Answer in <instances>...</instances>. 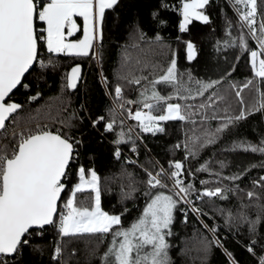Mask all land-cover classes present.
I'll return each instance as SVG.
<instances>
[{
    "label": "snow or ice",
    "instance_id": "1",
    "mask_svg": "<svg viewBox=\"0 0 264 264\" xmlns=\"http://www.w3.org/2000/svg\"><path fill=\"white\" fill-rule=\"evenodd\" d=\"M117 3L118 0H0V130H3V140H8V143L0 142V264H15V261H9L7 257L15 256L34 237L43 238L49 227L55 229L58 237L53 242L51 253V260L57 264L63 255L62 239L82 234L111 237L100 257L101 264H171L167 237L172 235L175 210L179 208L184 216L183 222L186 223L188 213L181 207L182 204L192 213L203 215L202 209L193 203V197L197 200L205 196L226 198L227 192L242 191L235 185L208 187V181L205 180L200 181L201 188L197 189L191 179H185V173L188 176H194L195 173L190 168H185L182 160H169L167 169L163 165H159L155 173L144 169L147 176L143 182L146 185V202L139 216L125 227L121 221L122 214H110L102 209L101 178L95 168H86L80 163L79 145L83 141L70 134L73 126L71 119L66 124L61 121L69 132H65L63 128L53 131L47 125L37 123L34 128L14 127L9 133L6 122L12 120L16 124L12 117L23 107L14 102L10 94L19 85L25 89L31 87L30 84L23 83L26 73L37 65L41 70L55 67L54 58L61 54L71 57L91 55L99 64L102 58L100 47L106 10H114ZM209 3L210 0H179L176 5L162 2L161 7L175 8L179 13V31L185 33L194 20L205 24L211 22L206 14ZM261 3L264 0H231V6L238 17L235 25L238 34L232 35L229 31L225 39L217 41V44L237 47L244 53L252 78L230 85L237 89L235 97L241 105L237 115L229 114L230 105L225 104L221 110L224 115L214 112L210 117L206 114L200 116L202 121L213 119L218 124L214 129L202 128L199 135L195 134V127L192 135L186 134L183 143L185 160L195 158L201 149L214 144L220 134L235 122L246 118L252 112L264 111V91H261L259 83L255 84L257 95L252 97L250 103L246 104L242 96V91L254 85L255 81L264 83V12L260 11ZM157 15L156 12L153 13L154 18ZM78 20H82V27L77 23ZM166 23L165 20L160 21L161 25ZM226 24L229 29L233 27L230 20H226ZM81 32L80 38L70 39L74 33L79 35ZM134 35L138 40L144 39V33L140 30ZM153 39L162 42L164 38L157 33ZM249 40L255 42V47L250 46ZM183 44L184 58L189 63L194 62L199 54L196 44L192 40L184 41ZM41 48L46 51L47 60L41 58ZM236 59L240 57L236 56ZM185 74L189 81L193 79L190 70L186 73L179 72L176 55L173 53L166 69L148 82L139 92L137 100L125 99L124 85L119 81L140 85L142 79L148 78H117L114 95L108 92L113 99L111 106L106 109L107 122L105 116H98L91 121L93 127L104 123L106 132L120 129L116 132V139L111 141L115 149L113 155L117 159L121 156V143H130L131 151L137 152L136 142L142 140V136L135 131L136 127L141 133L155 134L165 131L164 122L193 120L196 114L193 105L169 102L173 94L182 100L186 99L181 95L184 84L182 77ZM81 77V64L75 63L62 77L65 81L64 87L76 89ZM223 79L222 76L220 80ZM220 80L207 83L197 81L200 89L196 95H202L205 89L219 84ZM101 82L107 88V77L102 74ZM157 85L171 86L173 93L168 96L161 95L156 90ZM39 96L40 92H36L28 99L35 100ZM224 99L223 96L214 94V98L210 97L208 103L200 104L197 111L209 105L216 108V101ZM133 105L136 106L135 111L131 110ZM126 119L135 120L137 124L126 125ZM174 147L179 148L181 145L177 143ZM233 147L264 154V138L259 144L234 142ZM201 170H207V162L197 169ZM210 174L215 175L218 181L227 179L235 182L244 172L229 177H222L219 172ZM71 177H75V183L71 182ZM252 183L253 186L264 188V176ZM88 190L94 194L91 204L85 206L78 203L77 193ZM135 191V185H129L125 198ZM246 195L250 200H260L258 193L252 190L247 191ZM247 207L249 205L242 204L241 211L235 217L230 211L227 212L225 222L231 225L233 219H236L248 224L253 238L247 245V250L256 255V225L262 216L258 212L255 219H250L243 211ZM257 207L264 210V205L258 203ZM221 214L224 215V210H221ZM203 226L212 234L211 240L201 238L202 250L206 255L213 244L222 245L215 234V227L207 224ZM34 248L42 250L39 244L34 245ZM261 251L264 252V245H261ZM228 255L231 257V253ZM257 259L259 264H264V255Z\"/></svg>",
    "mask_w": 264,
    "mask_h": 264
},
{
    "label": "trees",
    "instance_id": "2",
    "mask_svg": "<svg viewBox=\"0 0 264 264\" xmlns=\"http://www.w3.org/2000/svg\"><path fill=\"white\" fill-rule=\"evenodd\" d=\"M162 2L176 5L179 0H118L114 10H106L103 41L100 47L102 58L99 64L91 55L71 57L61 54L54 58L55 67L43 70L38 65L34 67L23 80V83L30 84L31 87L25 89L20 85L11 96L14 102L20 103L23 107L12 117L16 124H13L12 120L7 122L8 131L10 133L14 127L34 128L39 123L47 125L53 131L63 128L65 132H69L61 121L66 124L71 119L73 126L70 134L83 141L79 145L80 163L86 168H95L101 178V207L109 213L122 214V225L125 227L139 216L145 205L146 185L143 183L147 179L145 168L155 173L159 165L167 169L169 160L179 159L183 161L185 168H190L195 173L194 176L185 173V179H191L197 189L201 188V180L208 181V187L238 186L242 191L227 192L226 198L205 196L194 201L193 197V203L202 209L203 215L192 213L182 204L181 207L188 213L186 223L183 222L184 216L179 208L175 210L172 235L167 237L170 244V261L171 264H259L257 257L264 255L261 251V245H264V210L258 208L257 204L264 205V188L253 186L252 182L264 176V154L244 151L234 148L233 145L234 142L259 144L264 138V111L252 112L246 118L229 126L214 144L201 149L195 158L185 160L183 148L186 134L192 135L194 127L195 134L199 135L202 128L214 129L217 126V120L202 121L200 119L202 114L210 117L214 112H219L220 115H224L221 110L225 104H229L231 108L229 114L237 115L241 107L239 99L235 97L237 89L230 85L240 84L252 78L247 56L237 47L217 44V41L225 39L229 31L232 35L238 34L235 27L238 17L231 6V0H210L206 6V14L209 15L211 22L205 24L194 20L188 31L181 33L178 28L179 13L174 7L162 8ZM260 11L264 12V3L260 4ZM154 12L158 14L155 18ZM161 20L167 23L161 25ZM226 20L232 22L231 29L227 27ZM137 30L144 33L143 40L135 38ZM157 33L164 38L162 42L153 39ZM187 40H192L199 50L198 58L191 63L184 58L183 42ZM249 43L255 47L254 41L249 40ZM173 53L176 55L179 72L186 73L190 70L193 79L189 81L186 74L182 77L184 84L181 95L186 99L182 100L173 94L169 102L193 105V111L196 113L193 120L164 122L165 131L155 134L141 133L136 127L135 131L142 136V140L136 142L137 152L131 151L130 143H121V156L117 159L113 155L115 149L111 141L116 139V132L120 129L106 132L104 123L93 127L91 121L98 116H105L107 122L106 109L112 104L110 98L113 99L108 92L114 95V85L118 77L148 78L142 79L140 85L119 81L124 85L125 99L137 100L139 92L148 85V82L166 69ZM236 56L240 59H236ZM41 58L48 59L43 48ZM75 63L81 64L82 77L76 89H66L62 77ZM101 74L107 77V88L101 82ZM222 76L224 79L220 80ZM212 80H220V83L205 89L202 95H196L200 89L197 81L207 83ZM257 83L261 91H264V83L255 81L254 85L242 91L246 104L257 95L255 92ZM161 86L163 85H157L156 88L159 89ZM36 92H40V96L35 100H29L28 97L34 96ZM167 93L166 96L173 93L171 86H168ZM214 94H219L225 99L216 101V108L209 105L197 111L198 106L208 103L210 97L214 98ZM136 124L134 120L130 125ZM0 142L8 143V140H3V130L0 132ZM177 143H180L181 147L175 148ZM135 153L137 157L130 161ZM206 162L207 170L197 171L199 166ZM245 169L247 171H244ZM241 171L244 174L235 182L227 179L218 181L215 175L210 174L219 172L222 177H229ZM71 182H76L75 177H71ZM132 184L135 185L136 191L125 198L129 185ZM249 190L258 193L260 200L257 201L255 198L250 200L246 195ZM92 194L90 190L77 193L76 200L88 206L92 202ZM242 204L249 205L243 211L250 219H255L258 212L262 216L256 225V255L247 250V245L253 238L248 224L236 219H233L231 225L225 222L227 212L230 211L235 217L241 211ZM125 209L128 211L125 212ZM221 210H224V215L221 214ZM204 224L215 227V234L222 245L213 244L206 255L202 250L201 238L211 240L212 234L204 228ZM57 238L55 229L49 227L45 230L43 238L34 237L27 246L20 249L19 253L7 259L15 261V264H57L51 260L53 242ZM110 239V236L101 238L99 235L89 234L63 238V255L59 264H100V257ZM37 244L41 245L42 250L34 248ZM228 253H231V257Z\"/></svg>",
    "mask_w": 264,
    "mask_h": 264
},
{
    "label": "built area",
    "instance_id": "3",
    "mask_svg": "<svg viewBox=\"0 0 264 264\" xmlns=\"http://www.w3.org/2000/svg\"><path fill=\"white\" fill-rule=\"evenodd\" d=\"M110 99H111V102H112V98H110ZM129 100H133V99H129ZM127 110H128V108L126 106L125 112H127ZM131 110L135 111L136 110V106L135 105L131 106ZM145 111H146V109H145ZM133 121L134 120H132V119H126L125 123L130 125ZM136 157H137V154L135 153L134 157L130 161L134 160ZM194 201H197V199H195Z\"/></svg>",
    "mask_w": 264,
    "mask_h": 264
},
{
    "label": "rangeland",
    "instance_id": "4",
    "mask_svg": "<svg viewBox=\"0 0 264 264\" xmlns=\"http://www.w3.org/2000/svg\"><path fill=\"white\" fill-rule=\"evenodd\" d=\"M252 86V85H251ZM156 90L157 91H159L160 93H161V95H167L168 93H167V90H168V86H161L159 89H157L156 88ZM131 99V98H130ZM153 194H155V191L153 192ZM92 195H94V194H92ZM105 211V210H104ZM110 214H114V213H110ZM121 221H122V219H121ZM101 264V263H100Z\"/></svg>",
    "mask_w": 264,
    "mask_h": 264
},
{
    "label": "crops",
    "instance_id": "5",
    "mask_svg": "<svg viewBox=\"0 0 264 264\" xmlns=\"http://www.w3.org/2000/svg\"><path fill=\"white\" fill-rule=\"evenodd\" d=\"M77 23L82 27V20H78ZM80 35H82V32L79 35L74 33L73 36L70 37V39H78L80 38Z\"/></svg>",
    "mask_w": 264,
    "mask_h": 264
},
{
    "label": "water",
    "instance_id": "6",
    "mask_svg": "<svg viewBox=\"0 0 264 264\" xmlns=\"http://www.w3.org/2000/svg\"><path fill=\"white\" fill-rule=\"evenodd\" d=\"M33 68H34V67H33ZM33 68H32V69H33ZM32 69H31V70H32ZM28 73H29V72H28ZM28 73H26V75H27ZM26 75H25V76H26ZM24 78H25V77H24ZM24 78H23V80H24ZM19 86H20V85H19ZM19 86H18V87H19ZM18 87H17V89H18ZM17 89H14L13 92L10 94V96H12L13 93H14ZM7 100H8V98H6V102H7ZM16 103H17V102H16ZM19 104H20V103H19ZM18 111H19V110H18ZM7 122H8V121H7ZM7 122H6V123H7ZM1 131H2V130H0V132H1ZM10 257H13V256H10Z\"/></svg>",
    "mask_w": 264,
    "mask_h": 264
}]
</instances>
